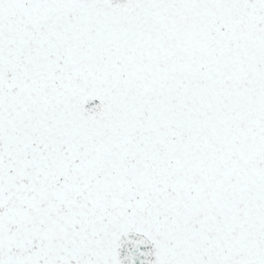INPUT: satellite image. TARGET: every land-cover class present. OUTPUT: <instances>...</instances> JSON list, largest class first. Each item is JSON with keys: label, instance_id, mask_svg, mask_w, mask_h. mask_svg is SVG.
<instances>
[{"label": "snow or ice", "instance_id": "snow-or-ice-1", "mask_svg": "<svg viewBox=\"0 0 264 264\" xmlns=\"http://www.w3.org/2000/svg\"><path fill=\"white\" fill-rule=\"evenodd\" d=\"M0 264H264V0H0Z\"/></svg>", "mask_w": 264, "mask_h": 264}]
</instances>
